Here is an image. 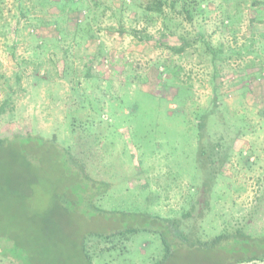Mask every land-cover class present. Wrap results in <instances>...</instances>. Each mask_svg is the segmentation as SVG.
Here are the masks:
<instances>
[{"label": "rangeland", "instance_id": "1", "mask_svg": "<svg viewBox=\"0 0 264 264\" xmlns=\"http://www.w3.org/2000/svg\"><path fill=\"white\" fill-rule=\"evenodd\" d=\"M142 1L0 0V70L18 76L12 91H0V137L51 138L69 164L103 184L92 210L102 215L80 205L43 241L65 244L67 233L76 240L85 230L114 226L121 214L131 224L146 223L145 214L181 216L203 180L202 136L221 145L224 161L206 189L210 206L197 236L237 227L263 234L264 0H200L191 20L168 5L144 11ZM53 153L33 151L28 168L9 164L12 177L31 185L35 216L62 213L46 180L60 182ZM17 217L25 221L16 225L23 240L36 243V217ZM116 242L119 251L105 252L111 243L89 236L93 263L152 264L163 253L147 230ZM185 255L178 249L164 264H223ZM0 264L11 262L0 257Z\"/></svg>", "mask_w": 264, "mask_h": 264}, {"label": "trees", "instance_id": "2", "mask_svg": "<svg viewBox=\"0 0 264 264\" xmlns=\"http://www.w3.org/2000/svg\"><path fill=\"white\" fill-rule=\"evenodd\" d=\"M177 3L181 4L179 9ZM200 3V0H188V2L187 0H143L140 5L143 4L144 11L155 13H161L168 5L171 11L178 14L185 13V19L191 20L192 11L199 9ZM17 82L18 76L10 77L0 70V91L4 95L8 94V90L12 91ZM213 98L216 101V97ZM7 101L8 98L3 100L1 110L5 104H8ZM199 124L201 129H206L205 121L201 120ZM198 144L197 168L203 180L198 186L199 193L193 199L190 208L181 216L167 218L145 214L143 218L146 223L131 224L128 214H121L114 220V226L100 230H85L76 240H72V234L67 233L71 238L60 245L56 242L45 243L43 238L45 235L59 234L60 230L55 227L62 222L61 216L64 213L75 212L82 205L80 211H85L90 216L102 215L99 210L92 212L93 209H97L93 200L103 192L102 181L89 177L79 163L75 164L73 161V165L69 164L66 159L67 153L57 148L51 138L29 132L0 137V257L10 261L11 264H94L86 246L89 236L99 240L103 238L111 243L110 246L106 245L105 252L119 251V244L117 242L112 244L115 236L147 230L157 235L163 249V253L152 264H164L178 249L185 250L187 253L185 258L191 261L208 260L209 257L223 264L264 260V233L253 234L242 227H237L224 229L209 239H200L197 236L200 221L210 206V195L206 189L212 188L224 161L221 145L218 142L212 140L206 142L202 136ZM49 149H56L53 158L57 160L60 182L56 183L57 181L48 178L46 180L52 184L54 204L62 213L48 212L46 215L40 213L35 216L33 213L38 210L30 196L31 185L25 187L18 178L12 177L9 164L10 161H20L28 168L32 166L33 151L42 154ZM15 213L16 216H13ZM106 213L113 212L106 211ZM17 215L25 219L36 217L38 222L36 227L39 228L36 243L23 240L16 225H23L25 221L19 220ZM3 240L9 243H4ZM100 254L101 251L98 252V255Z\"/></svg>", "mask_w": 264, "mask_h": 264}]
</instances>
